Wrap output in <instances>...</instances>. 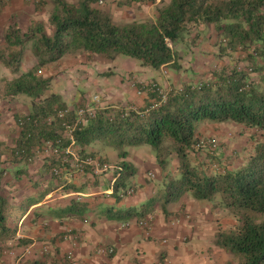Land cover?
Instances as JSON below:
<instances>
[{"label":"trees","instance_id":"1","mask_svg":"<svg viewBox=\"0 0 264 264\" xmlns=\"http://www.w3.org/2000/svg\"><path fill=\"white\" fill-rule=\"evenodd\" d=\"M4 1L0 0V9ZM103 1L69 4L53 0L54 10L48 19L50 35L41 22H33L26 32L13 23L0 38V65L16 75L3 80V91L30 99L28 113L13 115L17 138L11 145L0 142V240L16 233L9 218L25 215L50 192L82 197L91 191L110 189L109 197L119 203L136 175L135 167L126 161L112 164L115 168L110 172L93 175L90 166H76L74 158L65 154L71 141L65 136L64 124H74L76 109L58 118L57 113L66 110L67 105L60 95L47 93L51 80L42 71L81 52L111 61L126 58L136 61L140 68L178 71L180 56L174 47L203 25L213 26L219 50L240 55L247 70L221 68L208 81L185 82L172 89L164 100L145 89L150 100L139 108H97L94 117H84L71 130L73 148L80 161L91 157L104 164L109 161L91 150L95 143L114 150L121 160L127 157V149L148 146L161 169L165 168L166 158L174 155L177 175L166 183L162 210L185 195L199 202L216 200V206L237 222L233 230L218 232L214 237V244L232 258L226 264H264V0H165L159 3L153 21L124 24L114 22L109 12L97 6ZM148 1L154 0H122L119 5ZM27 43L31 44L35 64L19 73ZM142 87L138 85L137 89ZM204 122L233 123L252 131V139H257L246 161L234 169L219 167L218 162H200L198 156L205 148H196V129ZM43 155L35 181L29 179L35 199L12 205L18 192L16 184L28 176L27 169H20L19 164ZM7 163L8 168L4 166ZM113 177L115 183L110 187ZM96 208L99 218L107 221L142 218L150 213L144 208L125 215L114 205L99 203L94 207L77 198L54 213L84 223ZM17 243L24 246L32 241L21 238ZM26 264L44 263L33 260Z\"/></svg>","mask_w":264,"mask_h":264},{"label":"rangeland","instance_id":"2","mask_svg":"<svg viewBox=\"0 0 264 264\" xmlns=\"http://www.w3.org/2000/svg\"><path fill=\"white\" fill-rule=\"evenodd\" d=\"M66 3L74 4L78 0H64ZM165 0H154L153 2H142L140 4H134L130 6H120L122 0H104L97 6L109 12L114 20L118 24L129 23L133 21L148 20L153 21L156 16L159 3H163ZM5 5L0 9V38L6 28L10 24H16L23 32L29 28L33 22H41L45 28L46 34L52 33V28L48 23L49 16L53 12V0H5ZM188 40V39H187ZM179 43L174 47L179 51ZM24 54L22 57L20 72H24L32 68L35 64V58L32 56L31 44L27 43L24 46ZM179 53L180 59L178 64L180 69L173 71L169 68H162L159 70L148 69L147 72H142L139 64L136 61L129 60L122 57H117L111 61L102 58L98 55L89 53H78L72 56H66L58 63L51 64L46 70L42 71V75L50 78V88L47 93H55L59 95L62 93L61 98L67 99V107L77 109L78 107L90 106L95 109H101L108 106H127L142 107L149 97L144 91L145 89L151 90L158 98H162L171 92L172 89L181 86L185 82L196 84L198 82L208 81L212 78L214 72L224 68L232 70L234 68L247 70V64L242 61L240 55L225 54L221 51L212 54L209 57V53H201L198 57V61H190L191 55L189 52ZM200 62V63H199ZM15 74H11L8 70L0 65V142H5L7 145H11L18 136V128L14 123L13 115H22L30 111V99L24 95L9 96L4 93L3 80L12 79ZM253 79L256 78L251 74ZM143 86L142 90L137 89V86ZM94 96H98V102L92 101ZM72 99V100H70ZM131 106V107H130ZM197 141H210L215 145V150L211 154L209 151L203 150L198 156L200 162L204 163H216L219 167L234 169L246 161L249 152L252 148V139L254 133L248 129H245L239 125L233 123H200L196 129ZM259 138V137H258ZM97 149L102 144L96 143ZM197 148V146H196ZM135 152L134 157L137 160L144 159V161L150 162L152 168L146 171V179L140 188L145 189V200L139 203L138 211L144 210V204L148 199L151 208V215L153 213H162V221L158 223V230L160 234L157 238H152L155 231L154 220L150 219L151 224V236L146 239L143 235V230L137 225L139 220L147 218H134L132 221L122 220L115 224L116 231L124 234L128 239L135 233V230L139 234L134 237L139 242L152 243V248L143 253L142 248H136L135 250H127L123 257L126 259L124 262L118 264H226L232 260L231 256L221 251L214 241L208 243L206 246H191L192 236H186L177 232L179 226V216H173L172 214H166L163 211V199L161 195L164 191L166 183L171 178L176 177V161L174 155L166 158V165L164 169L155 171L153 170V164L156 163L154 153L148 146H141L132 150ZM43 157H38L30 163L19 164L20 169H27L28 176L25 177L22 182L16 184V189L19 192L33 193L31 181H35L36 175L40 171V165ZM191 159H194V156ZM218 162V163H217ZM157 164V163H156ZM213 165L209 166V170L213 169ZM9 167L7 163L4 165ZM149 174H152L151 178ZM9 179V177L7 178ZM134 186L137 190L135 185ZM43 186L40 190H43ZM5 191V190H4ZM140 195L136 191L133 197ZM124 198V200L130 201V198ZM142 197V196H141ZM191 199L190 195H185L181 199ZM58 199V198H55ZM83 200H89L92 205L97 206L99 203L108 205L112 201L107 198L106 195L97 196L94 200L92 197L82 198ZM180 199V200H181ZM216 200L213 202L201 201V205L206 203L207 211L211 214L209 222L216 225L217 231L233 230L236 225V219L230 215L226 210L218 208L216 206ZM54 207L61 205V201L54 200L51 202ZM144 203V204H143ZM174 204V203H171ZM155 205V206H154ZM94 213H91L87 219V229L90 228L91 221H94ZM184 223H191L190 214L183 215ZM19 218H9V225L16 228V233L10 237H5L0 240V263L1 264H15L16 258L22 255L23 249L31 246L33 240L37 243V250L32 253L38 257L39 262L44 264H85L81 262V259H77L74 255L75 250L79 248L82 243L81 236L79 234L70 235L69 224H74L72 219L64 217L63 219H54L53 222L48 223L46 220H42L39 224V235L36 238H22L18 232ZM37 220L33 225L36 227ZM17 221V222H16ZM16 223V224H15ZM131 226L136 227L135 230L130 229ZM85 225V224H84ZM33 230L32 228H29ZM75 231V230H74ZM84 233L85 231H79ZM71 237L74 242L70 244V251L63 252V248L60 246V241L63 240L64 235ZM72 234H75L74 232ZM216 235V233H214ZM178 235V236H177ZM80 237V239H79ZM29 239L32 241L28 245H20L17 243L18 239ZM211 238V237H210ZM149 240V241H147ZM180 241V243H179ZM74 243V244H73ZM58 246V247H57ZM111 247L113 253L107 256H101L96 253L97 247ZM46 247L48 253L43 252V248ZM36 248V247H35ZM62 249V252H60ZM95 259L88 260L86 264H109V261L115 258L117 255L116 248L109 246L106 243L95 244L93 247ZM68 253H71L68 258ZM32 257V256H31ZM30 257V258H31ZM91 258V256H89ZM104 257V258H101ZM28 256L24 257V263L30 262ZM102 259V260H101ZM33 261V260H32Z\"/></svg>","mask_w":264,"mask_h":264},{"label":"crops","instance_id":"3","mask_svg":"<svg viewBox=\"0 0 264 264\" xmlns=\"http://www.w3.org/2000/svg\"><path fill=\"white\" fill-rule=\"evenodd\" d=\"M188 39V40H187ZM219 41H218V35L215 32L213 26H198L197 28H194L190 35L185 36L180 42H179V51L180 53L183 52H189L190 61H196L198 57L201 55V53H209V57L216 54L217 50H219ZM237 54V53H233ZM198 61V60H197ZM200 63V62H199ZM142 72H147V68H141ZM19 73L20 70H19ZM59 95H62V93H59ZM72 100V99H70ZM63 101L65 103L69 102L67 99H64ZM67 109H72L70 107H67ZM73 110V109H72ZM96 143L92 145L91 150L96 152L99 156L107 159L109 163L111 164H117L120 161H126L131 163L135 169H136V175L130 180V185H135L137 188V192L140 193V195L130 198V201L123 200L119 203H114L113 199L109 197L110 189H107L105 191H99L94 192L91 191L90 193H87L85 196H82V198L86 197H96L100 195H106L107 198H109L112 202L108 205H114L119 211H123L126 214L132 213L134 211H138L139 203L145 200V189L140 188L141 185L144 183V179H146V171H149L152 166H150V162L144 161V159L137 160L134 157L135 152L132 150L134 148H129L126 150L127 157L124 160H121L118 158L117 152L110 148H106L101 146L97 149ZM154 171L156 169L161 171V168L154 163ZM156 172V171H155ZM158 174V172H156ZM44 190V189H43ZM33 193H26V192H16L14 194V198L12 201V205L17 206L22 202V200H29L33 201L35 199V190L32 188ZM142 196V197H141ZM58 198V199H55ZM74 198H77L78 200H82L81 197L67 194H57V192H50L47 195H45L38 203L32 205L27 213L23 216H18L19 221L17 224H19L18 232L21 234L20 237L22 238H30L33 240V238H36L37 235H39V224L43 220H46L48 223L53 222L54 219H63L64 217H57L55 216L56 211H59L60 209L65 208L69 205L70 201ZM57 200L61 201V205H57V207H54L52 205V201ZM149 200L146 204H144L143 208H151L149 203ZM86 202H89V200H83ZM203 204L199 201H195L192 198L187 199H181L178 202L174 204H169L165 207L166 214H172L173 216H179V224L181 226L178 227L177 232L180 234H185L186 236H192L191 240V246H206L208 243L214 241L215 234L218 233L217 226L213 225L211 222H209V218H211V214L208 212L209 210L206 209L207 205L206 203L204 205H201V208H199V205ZM155 206V205H154ZM16 209V207L14 208ZM208 210V211H207ZM15 215H18L17 211H13ZM92 213L97 216L94 221H91L90 228L87 229V221L84 223L73 221L74 224H69V230L71 231L70 235H77L81 236L82 243L79 245V248L75 250L74 255L77 257V259H81L82 263H88V260L95 259V254L93 252V247L95 244L99 243H106L109 244V246H113L116 248L117 255L115 258L109 261V264H118L121 262H124L126 260L123 255L125 254V251L127 250H135L136 248H142L143 253L147 252L152 248V243L149 242H139L134 236L139 234L138 231L135 230L136 227L131 226L132 221H134V218L128 219V221H131L130 223V229L135 230V233H133L132 236H129L128 239L125 238L124 234L117 232L115 224L119 223L120 221H107L104 219L99 218V210L96 208ZM162 214V213H160ZM158 213H151L147 214V218H152L155 223L154 227V235L152 238H157L160 234V231L158 230V223L162 221V216ZM190 214L191 219L193 222L191 223H184V217L183 215ZM90 215V214H89ZM68 218V217H67ZM37 220V226L34 227L35 221ZM16 221V222H17ZM16 224V223H15ZM85 224V225H84ZM29 228H32L33 230H30ZM75 230V231H74ZM85 231L83 234L79 231ZM75 234H72V233ZM76 235V236H77ZM178 236V235H177ZM211 237V238H210ZM76 238V237H75ZM80 239V237H79ZM149 241V240H147ZM180 243V241H179ZM32 251L31 254L28 256L29 260H38V257L35 255H32L34 251L37 250V243L35 240H33L32 243ZM60 246L58 248H63V252L67 253L70 251V244L67 240V235L65 234L63 237V240L60 241ZM36 247V248H35ZM62 252V249L61 251ZM32 256V257H31ZM91 256V258L89 257ZM31 257V258H30ZM104 258V257H101ZM102 260V259H101Z\"/></svg>","mask_w":264,"mask_h":264},{"label":"built area","instance_id":"4","mask_svg":"<svg viewBox=\"0 0 264 264\" xmlns=\"http://www.w3.org/2000/svg\"><path fill=\"white\" fill-rule=\"evenodd\" d=\"M164 98L165 97H162L163 100H164ZM98 100H99L98 96H94L92 99V101L94 103L98 102ZM68 111H72V109L66 108V110L59 111L57 113L58 118H63ZM95 111H96L95 108H92L90 106L80 107V108L76 109V112H75L76 120H75L74 124L72 126L64 124V127L66 129L65 136L71 141L70 145L65 150V154L74 158V161L77 163L76 166L81 165V163L84 165H88L91 167V169L93 171V175H100L102 173H107V172L112 171L114 166L109 162L101 164L98 159H94L91 157H87L82 161L77 159V157L75 155L74 148H73V145H74L73 142L74 141L72 140V137L70 135L71 130H73L77 124H80L84 117H89V118L94 117ZM197 147L198 148L199 147H202V148L206 147L207 151H209V153H211V154L215 150V145H213L210 141H199ZM206 148H205V150H206ZM149 176L151 178L153 177L152 174H149ZM110 182H111L110 187H112L113 184L115 183V178L113 177ZM110 192H111V190H110ZM135 193H136L135 187L134 186H128L126 188L123 196H125L124 198H129V197H133V195ZM108 194H110V193H108ZM77 196L81 197V195H77ZM137 225L143 230V235L146 239L151 237L152 228H151V224H150V219L145 218V219L139 220L137 222ZM67 239H69L71 242H74L71 237H67ZM31 251H32L31 246L24 248L22 255L19 256L18 258H16L15 264H26V263H24V257L29 256L31 254ZM43 252L48 253L46 247L43 248ZM96 253L98 255H101V256H107V255H111L113 253V249L111 247H106V246L105 247H97ZM70 256H71V253H68V258H70Z\"/></svg>","mask_w":264,"mask_h":264}]
</instances>
